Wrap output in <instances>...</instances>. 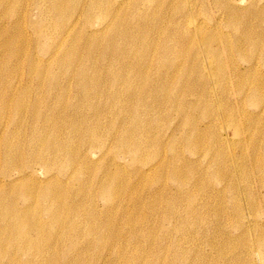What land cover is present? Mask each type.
Segmentation results:
<instances>
[{
    "label": "rangeland",
    "instance_id": "1",
    "mask_svg": "<svg viewBox=\"0 0 264 264\" xmlns=\"http://www.w3.org/2000/svg\"><path fill=\"white\" fill-rule=\"evenodd\" d=\"M171 1L179 7L185 5V0H98L97 10L93 12V0H0V133L8 127L11 134L16 135L13 142L23 148L29 156L30 145L35 144L44 133L47 135L45 146L49 151L59 148L61 157L60 166L53 165L55 178L43 175L42 167L37 166L33 177L28 175L31 173H27V177L22 178L24 180L13 181L16 179L14 171L11 172L14 174L12 177L4 179V172L10 169L5 164H0V213L8 218H0V264H37L41 261L45 264H65L66 261L88 264L91 258L101 254L99 247H107V252L103 251V256L106 257H110L109 252L116 253V250L124 253V259H117L113 264H126L127 256L134 258L129 259L127 264H181L177 257L162 255L158 246L168 244L166 248L173 250L179 245L176 241H180L188 233L197 235L196 240L190 238L189 243L181 245L196 249L190 264H201V261L214 264V260L220 257V246L227 249L226 254L241 250L239 241L236 245L229 244L231 249L224 244L226 234L235 235L237 232L232 222L224 217L218 223L216 208L210 214L198 212L197 217L190 216V206L199 208L200 202L213 193L211 187L219 190V184L213 177L218 180L226 173L220 168H206L209 164L203 157H212L209 153L210 147L202 146L200 156L196 157L199 160L197 162L208 170L210 179L212 177L210 185L207 186L208 179L197 172L196 164L191 168L184 164L189 160L195 161L194 156L185 152V160L175 165V171H178V168L183 179L188 181L183 188L191 193V197H186L185 194L177 195L175 187L178 184L173 178L170 179L167 171H155L156 159L162 153L159 147L153 146L158 134L145 138L148 146L139 155V163L120 159L132 146L133 141L130 138L138 137L133 128H129L128 140L120 141L121 135L133 125L135 107L129 105L131 121L128 122L119 121L116 116L105 115L103 110L105 108L112 113L117 109H125L128 112L126 108H121L125 102L117 103L116 93H126L130 91V86L124 89L121 86L119 90L118 86H115V80L120 78L122 69L135 71L132 76L141 72L135 62V59L137 61L142 58L137 46L152 30L149 25L151 17L161 12V9L166 11ZM206 1L204 7L201 2L197 7V11L202 12L197 16L201 27L218 29L217 34L223 35L230 43L227 34H231L233 29L225 26L227 21L221 17L222 14L217 16V6L220 5L215 0ZM234 3L238 9L246 8L251 13L254 10L250 6V0H236ZM118 6H121L120 20L123 26L115 33L111 16L116 13ZM84 9L86 14L81 16L80 13ZM215 14L218 23L209 20ZM239 14L242 22H232L236 31L240 30L243 39V24L247 18L243 17L244 13H232L233 16ZM174 18L171 16L170 20L174 21ZM250 19L252 24L247 23L249 27L262 24L260 22L264 21V13L261 12L259 18H251L250 14ZM160 23L159 19L157 25ZM152 37L153 34L146 37V45ZM227 42L224 41L223 44L228 45ZM113 44L120 47L116 48ZM234 51L233 54L229 53L228 57L231 68L246 67L245 58L250 59L252 53L246 52L244 48L241 55L236 53V49ZM171 59L175 60L176 56L173 55ZM184 61L187 63V69L188 59L185 58ZM184 82L186 86L192 85V82L187 83L185 79ZM216 88L217 92L223 95L217 84ZM234 92L229 93L231 101L235 99ZM183 101L196 102L194 98ZM203 102H199V107L186 103L178 108L190 111L193 116L196 114L197 118L206 117L204 110L207 107ZM221 102L224 107L225 100L221 99ZM138 104L142 106L143 101L138 100ZM94 107L102 110L93 112ZM146 107L147 105H143V108ZM244 110L252 113L255 108L248 105ZM35 112L40 113V118L35 116ZM138 114L137 109L135 115ZM17 119L22 120L19 133L16 132ZM249 119H252L250 127L247 122L245 127H234L238 131L243 128L239 135H235L231 129L225 134L233 138L234 143L247 141L244 147L235 146L237 159L241 160V155L245 153L249 155L248 162L239 161L241 175L238 179H235L237 175L233 176L239 191H247L250 187L257 191L261 187L260 173H264V165L259 164L264 161V138L248 129L256 130L262 127L264 130V119L261 122H256L254 117ZM175 123L176 115H172L170 119L159 118V124L165 125L166 128ZM87 128L92 129V132L86 137L77 133V130ZM191 130L190 128L188 132ZM116 136L119 138H115ZM62 138L65 140L61 145L58 142ZM139 141L142 142L140 139ZM54 144L57 148L52 147ZM87 149L91 151L88 152L89 156L84 158L82 153ZM180 150L182 147L178 143L165 153L172 156L177 155ZM114 161L117 164H114ZM105 167H109L108 172L114 175L111 182L117 186L108 194L110 197L107 199L113 198L122 203L119 210L105 209L108 204L106 198H96L93 195L98 187V179L107 171ZM151 167L156 168L150 170ZM139 171L143 173L142 178H130L128 175L136 172L139 175ZM194 172L198 173L197 177H192ZM229 174L230 172L227 175ZM249 175L250 180L247 179ZM165 176L166 183L173 190L169 188L162 194L170 197L157 200V209L151 213L153 201L147 199L148 193L151 189H158L159 181ZM143 181H147V184L144 185ZM38 188L51 189L59 195L61 203H53L50 212L43 211L42 197L35 196V190ZM262 195L264 197V191ZM23 197L29 198L28 204ZM228 200L224 204L226 208L231 203L229 197ZM170 201L181 209L176 214L188 220L178 231L171 233L174 236L173 241L164 243L160 238L165 235L170 224L162 220L170 216L169 212H166L171 208ZM137 204L141 206L142 211L138 209ZM261 208L260 211H264V205L261 204ZM58 209H61L59 218ZM53 213L54 220L50 221ZM201 216L208 219L207 224L196 222ZM210 223L212 227L209 226ZM186 224L189 226L184 228ZM220 224H229L231 229H219ZM40 225V230L33 228ZM203 230L206 233H203ZM86 239H92L95 243L90 248L86 247ZM101 240H108V244L104 241L98 243ZM25 243L29 249L24 254L18 252V245Z\"/></svg>",
    "mask_w": 264,
    "mask_h": 264
},
{
    "label": "bare ground",
    "instance_id": "2",
    "mask_svg": "<svg viewBox=\"0 0 264 264\" xmlns=\"http://www.w3.org/2000/svg\"><path fill=\"white\" fill-rule=\"evenodd\" d=\"M205 1L206 0H185V5L183 7L174 5V1H171L166 11H162L161 9V12H158L159 14L155 13V15L151 17L149 25L152 27V30L147 33L146 37L151 34H153V37L147 45L145 37L137 46V51L141 52L142 58L139 56L140 60L137 59L136 61L135 59V62L141 72H137V75L132 76L131 74L135 71H131L129 68L126 70L122 69L120 78L115 80V86H118L119 90L121 86H123V89L130 86V91L126 93H116L118 94L116 99L117 103L120 104L121 101L125 102L121 108H126L128 112H126L125 109L122 111L117 109L112 113L108 112L105 108L103 110H105V115L116 116L119 121L128 122V120L131 121L129 105H133V108L135 107L133 125L128 127L121 135L120 141L126 142L128 140L129 128H133V132L138 134V137L130 138V140L133 141L132 146L120 159L125 162L126 160H131V162L139 163V155L144 152L143 149L148 146V141L145 140V138L158 134L153 146L156 145L159 147L163 155L160 153V157L156 159L157 168L151 167L150 170L156 168L155 171L158 173L167 171V175L170 179L173 178V181L178 184V186L175 187V193L177 195L182 196L185 194L186 197H191V193L185 191L183 188L187 185L188 181L183 179L184 177H182V173L178 168V171H175V165L185 160V152L194 156L195 161L189 160L184 162V164L189 168L195 167L196 164L197 172L208 179L207 186L210 185L212 177L210 179L206 168H220L225 170L226 173L222 174L224 177H220L218 180L213 177L214 181H217L219 184V190H217L216 187L210 186L213 193L200 202L198 205L199 208L191 205L190 216L197 217L198 212L205 215L210 214L211 211L216 208V219L218 223L219 220L224 217L234 225L237 233L235 235L230 233L226 234L224 244L231 249L230 245H236V242L239 241L241 250L229 252L233 254L227 256L229 254H226L227 249L220 246V257L214 260V264H264V211H260V209H262L261 204L264 205V197H262V191H264V173H260L261 187H259L257 191H253L252 187L247 188V191H239L233 176L237 175L235 179H238V176L241 175H239L241 165L239 161L241 163L242 161L248 162L247 159H249V155L245 153L241 155V160L237 159L235 146L244 147L247 141H237L234 143L233 138L225 136L226 132L230 129L235 135H239L243 128L239 129V132L238 129L235 130L234 127H245V122H247L250 127L252 119L250 120L249 118L251 117H254L256 122H261V120L264 119V21L260 22L262 24L250 26L252 29L247 26L249 23L252 24L250 14L251 18H259L261 12L264 13V0H250V6L254 9L252 13L246 8L242 10L238 9L234 3L236 0H215L217 4L220 5V7H218L215 4L217 6V16L222 14L221 17L227 21L225 22V26L233 29H231V34H227L230 38L228 39L230 43L227 42L223 35L219 36L217 34L219 31L218 29L211 28L210 30L201 27V22L198 20L197 16L202 12H198L197 7L200 2L202 7H204ZM97 3L98 0H93V12L97 10ZM120 10L121 6H118L116 13L111 16V22L113 23L115 33L123 26L120 20ZM233 12L244 13L243 17L245 19L247 18L246 22L243 24L245 30L243 31V39H241L240 30L236 31L233 25L234 23L232 22H242V20L239 19L241 15H234V18L232 15ZM80 14L81 16L85 15V9ZM171 16L175 17L174 21L170 20ZM177 16H179L178 21L176 19ZM217 16L216 14L215 16L212 15L209 20H214L218 23V21H216ZM159 19L161 23L157 25ZM224 41H226L228 45L223 44ZM113 45L116 48L120 47L118 44ZM243 48L246 52L252 53L250 59L245 58L247 66H235L232 69L229 63L230 60L228 59L229 53L233 54V52H235L234 49H236V53L241 55ZM173 55L176 56L175 60L171 59ZM185 58L188 59L187 69H185L187 64L186 61H184ZM158 67L159 69H157ZM244 76H251V78L246 79ZM184 79L187 83L192 82V85L186 86ZM216 84L219 86L223 95L217 92ZM231 91H235L233 95V98H235L234 101H231L229 98V95H231L229 93ZM125 94L127 96H125ZM192 98H194L196 102L183 101V99ZM221 99L225 100L224 107L221 104ZM138 100L143 101V105H147V107L143 108V105L141 106L138 104ZM200 101H204L203 104L207 107L204 110V113L207 115L206 117L197 118L195 117L197 116L196 114L193 116V113L190 111L178 108L186 103H192L199 107ZM139 105L140 107L138 108ZM175 105L177 107H175ZM248 105L255 108L252 113L244 110ZM242 107L244 111H241ZM137 109L139 112L138 116L135 115ZM99 110L102 109L94 107L92 111L99 112ZM172 115H176V123L173 126L166 128L165 125L161 126L159 124L160 117H167L170 119ZM35 116L40 118V113L35 112ZM236 119L241 121H236ZM21 122L22 120L17 119L16 132L18 133L20 131L19 126ZM190 128L192 130L188 132ZM248 129L249 131L251 130L253 134L264 138V134L262 133L264 130L262 127L256 128V130H252L251 128ZM91 132L92 129L88 128L86 130H77V133L83 137H86ZM46 136V134L42 133L38 141L30 145L29 156L25 154L23 148L13 142L16 135L11 134L8 127L3 129L2 133H0V164H5V166L10 169V171L4 172V179L12 177L14 174L11 172L14 171L16 179H13V181L26 178L27 173H31L28 175L33 177L34 173L37 172V166L42 167L43 175L55 178L54 174H56V172H54L53 165H59L61 157L59 148L49 151L48 147L45 146ZM65 138H62L58 143L62 145ZM115 138L118 139L119 137L116 136ZM142 138H144V140ZM139 139L142 140V142H140ZM178 143L181 144L182 150H180L177 155L167 156L165 151L172 150L173 146H176ZM202 146H209V153L212 156L211 158L208 155L203 157L209 164L206 168L202 167L201 164L197 162L199 160L196 158L200 156L199 153L202 151ZM52 147L57 148L55 144ZM90 151L91 149L85 150L82 156L87 158L89 156L88 152ZM134 151L136 152L132 153ZM69 164L71 163L69 162ZM114 164H117L116 161H114ZM259 164L263 166L264 161H260ZM104 169L107 171H104L103 175L98 179V187L93 195L96 198H106V203L108 204L105 206V209L119 210L122 208V203L116 202L113 198L107 199L110 197L108 194H111L112 189L117 186L113 185L111 182L114 175L108 172L110 171L109 167H105ZM197 172H194L192 177H197ZM229 172L232 176L230 174L227 175ZM137 174L138 172L132 174L128 173L130 178L136 176L143 177L142 171H139V175ZM247 179L250 180L251 176H247ZM166 181L167 176L159 181L160 185L158 189H151L148 193L147 199L153 201L150 207L151 213L155 212L157 209V200L170 197L162 195L170 188ZM143 182L144 185L147 184V181ZM51 183L55 182L51 181ZM51 188H53V186H51ZM170 189L173 190L172 188ZM35 193V196H41L44 201V207L41 208L43 211L50 212V207L53 203H61L59 195L51 189L38 188L35 190ZM247 196H249V198H246ZM228 197L231 203L229 202L230 205L226 208L224 204L229 201ZM23 199L26 204H28L29 198L23 197ZM139 200L140 199H138V201ZM170 202L172 209L169 208V210L166 211L169 212L170 216L162 220L170 224V228L167 229L165 235L160 238L164 243L173 241L174 236L171 233L176 230L178 231L184 222L188 220V218L176 214V212L181 209L173 205L172 201ZM137 206L138 209L142 211L141 206L139 204H137ZM125 211L127 212L128 210ZM60 214L61 209H58V218ZM202 216L200 219L197 218L196 222L207 224L208 219ZM54 217L55 213L52 214L49 220H54ZM0 218L8 219L2 213H0ZM143 224L144 223H142V225ZM188 226L189 225L186 224L183 227L187 228ZM209 226L212 227L211 223ZM229 227L231 229L229 224L218 225V228H222L223 230ZM33 228L40 230L42 226H33ZM203 233L206 232L203 230ZM196 236L195 233H188L187 236L185 235L182 237L180 241H176V243L179 242V245L175 247V249L171 250L170 248H166L168 245L166 244L158 246L159 251L162 255L165 254L175 258L177 257L181 261V264H190L196 254V249H191L192 247L189 245H181L189 243L190 238L195 239ZM121 238L123 239L124 236ZM103 241L108 244V240H101L98 243ZM132 241L135 242L133 239ZM128 242L130 243L131 240L129 239ZM84 243H86V247L90 248L95 241L92 239L88 241V239H86ZM26 246V243L18 245V252L24 254L25 251L29 249ZM99 248L101 254H97L91 258L88 264H113L117 259H124V253L121 250H116V253L109 252L110 257H106L103 256V251L105 250V252H107V247L104 249L101 247ZM181 250L185 252H181ZM129 259L133 260L134 258L127 256L125 259L126 264L129 262ZM158 259L159 256L157 255V260ZM205 263L206 261H201V264ZM37 264L45 263L41 261L37 262ZM65 264H78V262L66 261Z\"/></svg>",
    "mask_w": 264,
    "mask_h": 264
}]
</instances>
